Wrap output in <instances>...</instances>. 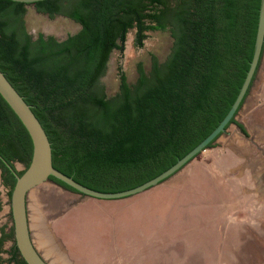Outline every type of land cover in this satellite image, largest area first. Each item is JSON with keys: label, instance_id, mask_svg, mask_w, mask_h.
Returning a JSON list of instances; mask_svg holds the SVG:
<instances>
[{"label": "trees", "instance_id": "16d2710c", "mask_svg": "<svg viewBox=\"0 0 264 264\" xmlns=\"http://www.w3.org/2000/svg\"><path fill=\"white\" fill-rule=\"evenodd\" d=\"M259 4L260 0L33 3L39 13L51 18L62 14L81 26L56 40L42 34L32 39L24 25L28 4L0 0V70L32 105L51 142L56 169L97 191L125 190L167 169L225 116L252 58ZM130 29L139 44L147 32L168 31L172 48L164 62L152 58L149 73L139 64L134 84L120 72L118 92L107 97L99 78L109 54L125 42ZM31 153L26 129L0 96L1 156L22 154L28 165ZM13 252L19 253L15 244Z\"/></svg>", "mask_w": 264, "mask_h": 264}, {"label": "rangeland", "instance_id": "374dc122", "mask_svg": "<svg viewBox=\"0 0 264 264\" xmlns=\"http://www.w3.org/2000/svg\"><path fill=\"white\" fill-rule=\"evenodd\" d=\"M25 8L24 25L32 39L42 34L63 40L80 30L81 26L65 15L51 18L37 12L33 4ZM134 32L130 29L125 42H119V47L111 51L99 78L107 97L118 92L120 72L134 84L139 64L149 73L153 57L162 63L170 53L173 40L168 31L147 32L142 48L135 46ZM263 72L264 51L252 87L236 116L244 119L251 139L231 132L226 141L222 134L213 143L215 150L206 149L194 158L206 173L221 159L218 155L231 163V171L218 174L213 184L207 177L209 185L206 181L200 185L202 176L197 175L201 177L190 180L191 190L173 189L186 180L178 176L181 170L148 189L169 187L168 194L156 189L104 200L84 197L52 180L34 188L27 199L29 226L33 242L44 258L51 264H77L68 252L70 247L84 257L91 256L93 261L96 254L104 255L108 264L111 252L117 249L119 253H130L126 264H264V138L259 136L264 135V130H256L264 129ZM233 129L235 125L231 124L227 131ZM15 165L18 171L24 169L20 162ZM11 190L8 180H0V233H13ZM12 241L8 238L0 249L4 259L10 257ZM50 254L55 257L50 258Z\"/></svg>", "mask_w": 264, "mask_h": 264}, {"label": "water", "instance_id": "95a60500", "mask_svg": "<svg viewBox=\"0 0 264 264\" xmlns=\"http://www.w3.org/2000/svg\"><path fill=\"white\" fill-rule=\"evenodd\" d=\"M24 4H33L44 0H10ZM264 46V0H260L258 21L255 34L254 48L249 67L239 88V91L225 116L217 126L186 154L176 160L171 166L134 187L115 191L103 192L86 187L75 181L71 176L56 169L52 164V147L48 135L22 95L14 88L5 74L0 70V96L8 104L26 129L31 143L32 153L29 164L21 174H15V182L10 193V209L13 222L15 245L26 264H49L33 242L29 226L27 199L29 193L37 186L50 181L51 177L61 181L73 191L84 197L114 200L131 197L144 192L176 175L198 154L210 148L226 130L230 121L235 117L241 103L245 100L253 78L257 73Z\"/></svg>", "mask_w": 264, "mask_h": 264}, {"label": "crops", "instance_id": "0c3cea01", "mask_svg": "<svg viewBox=\"0 0 264 264\" xmlns=\"http://www.w3.org/2000/svg\"><path fill=\"white\" fill-rule=\"evenodd\" d=\"M262 91V90H261ZM261 91H260V93H261ZM231 132H232V134H234V133H236L237 135H239L238 133H237V131L236 130H234L233 129V131H229L228 133L229 134H231ZM232 134L231 135H228V134H225V136H226V141H227V139L228 138H230L231 136H232ZM225 142V141H224ZM206 150V149H205ZM204 150V151H205ZM211 150H215L214 149V147H211V148H207V150L206 151H209V152H211ZM218 158L220 159L217 163H213L212 165H211V169L212 170H208V172L206 173L205 172V170L203 169V168H201V167H199V164H201V163H197L196 161H195V159H193L192 161H191V163H189V165L185 168V169H181L182 171L179 173V175L178 176H180V177H182V176H184V178L186 179L184 182L183 181H181V182H183V183H180V185H178L177 187H175V185L173 186L174 188L173 189H176V188H178L179 190H184V189H187V190H191L190 189V187H192L193 185H192V182H190V180L193 178V177H197V178H199V177H201V178H199L198 180H199V184L200 185H203V182L204 181H206V183H207V180H206V178L207 177H209V178H211L212 179V184L214 183L213 181V179L215 178V177H217L218 176V174H222L223 172H225V171H227V170H229V171H231V168L232 167H230L231 166V163H229L228 161H227V158H222V156L221 155H218ZM229 159V158H228ZM209 160V159H208ZM232 160V159H231ZM195 162V163H194ZM202 166H204L203 164H202ZM196 168V169H195ZM201 169V170H200ZM200 171V172H199ZM211 171V172H210ZM199 172V173H198ZM181 174V175H180ZM197 175H201V176H197ZM203 178V179H202ZM220 182V181H219ZM178 183V182H177ZM174 184V183H173ZM208 184V183H207ZM209 185V184H208ZM156 189H158V190H163V192H165L166 194H168L169 192H170V188L169 187H162V186H159V187H157V188H154V189H151V190H148V193L149 192H151V191H155ZM166 190V191H165ZM179 190H177V191H179ZM144 192H147V191H144ZM188 192V191H187ZM142 193V192H141ZM186 195V194H185ZM188 195V194H187ZM162 196V195H161ZM167 196H169V195H167ZM160 197V196H159ZM65 239V238H64ZM65 244L67 243V241H66V239H65V242H64ZM68 244V243H67ZM68 252H69V254L72 256V258H74V260H76V262H77V264H108L107 262H108V258H106V261H105V257H104V255H100V254H96L95 256V258H96V260H92V257L91 256H86V257H84V254L83 253H81V252H75V251H72L71 250V248L69 247V249H68ZM124 256V257H123ZM131 256H130V253L129 252H126V253H119V250L117 249V251L115 252V253H112L111 252V254H110V257H109V259H110V264H126V262H127V260L130 258Z\"/></svg>", "mask_w": 264, "mask_h": 264}, {"label": "flooded vegetation", "instance_id": "af4514ba", "mask_svg": "<svg viewBox=\"0 0 264 264\" xmlns=\"http://www.w3.org/2000/svg\"><path fill=\"white\" fill-rule=\"evenodd\" d=\"M133 41H134L135 46H136L137 48H142V47L145 45V41H146V40L144 39L143 42H142L141 44L135 42V40H133ZM263 51H264V46H263ZM263 51H262V55H263ZM262 55H261V59H262ZM260 62H261V60H260ZM260 62H259L258 69H259V67H260ZM258 69H257V71H258ZM255 77H256V74H255V76H254V78H253V81H254ZM263 77H264V72H263ZM252 84H253V83H252ZM252 84H251V87H252ZM251 87H250V89H251ZM250 89H249V91H250ZM261 90H262V87L260 86V88H259V92H260ZM249 91L247 92L246 97L248 96ZM246 97H245V99H246ZM244 101H245V100H244ZM244 101L241 103L239 109H240L241 106L243 105ZM258 104H259V103H257V105H258ZM257 105H256V106H257ZM239 109H238V111H239ZM238 111H237L235 117L233 118V119H234V122L230 123L229 125L234 124V125H235V130L237 131V133H238L239 135H241L243 138L248 139V138H250V135H249L250 132L248 131V129L246 128V126H245V124H244V121H243L244 119H243V118H241V119H236V116H237V114H238ZM229 125H228V126H229ZM228 126L226 127V130H225V132H224L223 134H228V135H229V133H228V131H227ZM256 130H257V132L260 131V130H261V132H263L262 130H264V129L261 128V127H259V128H257ZM259 136L264 138V135H262V134H260ZM250 139H251V138H250ZM211 147H213V144H212ZM15 162H20L21 164H23L24 169L27 167V165H26V159L23 157L22 154H20L19 156H15V158H11V159H6V158L2 157L1 154H0V180H2V179H3V180L6 179V180H8V181L11 183L12 180L15 179V174H14V172H15L16 174H19V172H23L24 169H23L22 171H18V169L16 168V165H15ZM1 163H3L4 166H3ZM55 183H57V182H55ZM57 184H58V183H57ZM13 185H14V184H13ZM59 185H61V184H59ZM10 235H11V236H10ZM8 238H13V241H12L13 244H12L11 248L8 249V253L10 254V255H9L10 257L4 259L3 256H0V264H24L25 261H24L23 258L21 257L20 253L16 254V255H17V256H16V255L14 254V252H13V246H14V244H15L13 233H12V234L0 233V249H2L3 243H4ZM18 252H19V251H18ZM62 252L65 254V250L62 251ZM61 254H62V253H61ZM53 256L55 257V255H53V254H50V255H49V257H51V258H52ZM43 257H44V256H43ZM65 258H66V257H65ZM57 260H58V258H57ZM23 261H24V262H23ZM47 262H48L49 264H51L48 260H47Z\"/></svg>", "mask_w": 264, "mask_h": 264}, {"label": "bare ground", "instance_id": "6f19581e", "mask_svg": "<svg viewBox=\"0 0 264 264\" xmlns=\"http://www.w3.org/2000/svg\"><path fill=\"white\" fill-rule=\"evenodd\" d=\"M41 223V222H40ZM42 228V227H41ZM39 230H42V232L44 231L43 229H39ZM43 235H45L44 234V232H43ZM42 235V236H43ZM38 238V237H37ZM41 239H42V237H41ZM49 240V239H48ZM47 241V240H46ZM53 241V240H52ZM52 243V242H51ZM54 244H56V243H54ZM52 249V248H51ZM50 248L48 249V251H53V250H51ZM54 249H55V247H54ZM50 252H48V254H49ZM62 255V254H61ZM60 257V256H59ZM51 258V257H50ZM62 258V257H61ZM64 263V262H63Z\"/></svg>", "mask_w": 264, "mask_h": 264}]
</instances>
